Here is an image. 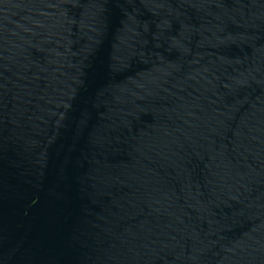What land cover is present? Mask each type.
Instances as JSON below:
<instances>
[{
	"label": "water",
	"instance_id": "obj_1",
	"mask_svg": "<svg viewBox=\"0 0 264 264\" xmlns=\"http://www.w3.org/2000/svg\"><path fill=\"white\" fill-rule=\"evenodd\" d=\"M0 264H264V0H0Z\"/></svg>",
	"mask_w": 264,
	"mask_h": 264
}]
</instances>
